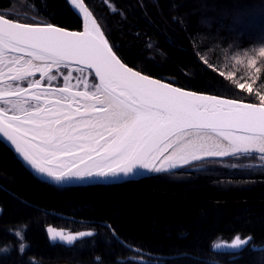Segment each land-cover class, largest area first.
Here are the masks:
<instances>
[{
	"label": "trees",
	"instance_id": "trees-1",
	"mask_svg": "<svg viewBox=\"0 0 264 264\" xmlns=\"http://www.w3.org/2000/svg\"><path fill=\"white\" fill-rule=\"evenodd\" d=\"M105 1L113 9L84 0L128 66L191 91L260 103L264 57L252 50L264 47V0ZM0 14L81 26L66 0H0ZM238 83L253 84V92ZM48 226L94 235L51 242ZM237 234L253 239L238 251L211 247ZM0 249H7L0 264H262L264 160L237 155L121 183L61 187L31 174L0 141Z\"/></svg>",
	"mask_w": 264,
	"mask_h": 264
},
{
	"label": "snow or ice",
	"instance_id": "snow-or-ice-1",
	"mask_svg": "<svg viewBox=\"0 0 264 264\" xmlns=\"http://www.w3.org/2000/svg\"><path fill=\"white\" fill-rule=\"evenodd\" d=\"M66 2L83 18V31L18 22L0 14V139L38 177L61 184L129 176L137 170L167 172L182 166L180 162L188 164L189 158L201 160V153L224 157L255 152L264 160V95L259 104L242 103L184 91L142 75L121 62L83 0ZM261 31L264 34V26ZM252 51L264 57V47ZM244 57L250 66L256 65L248 51ZM232 59L243 62L239 54ZM69 61L94 70L99 83L76 77L88 90L72 92L76 86L66 75L64 87L25 97L29 89L40 87L42 79H56L53 65L66 67ZM36 73L40 79L28 80ZM236 86L253 92L251 83ZM42 96L54 98L42 101ZM47 232L50 240L67 245L94 235L53 227ZM16 235L23 238L19 230ZM252 239L237 234L230 244L217 243L213 248L240 250ZM25 247L20 243L22 252Z\"/></svg>",
	"mask_w": 264,
	"mask_h": 264
},
{
	"label": "water",
	"instance_id": "water-1",
	"mask_svg": "<svg viewBox=\"0 0 264 264\" xmlns=\"http://www.w3.org/2000/svg\"><path fill=\"white\" fill-rule=\"evenodd\" d=\"M83 3H84V5L86 6V7H88L87 6V4L84 2V0H83ZM69 6H70V8L72 9V6L70 5V4H68ZM89 8V7H88ZM89 10H90V8H89ZM91 11V10H90ZM74 12V11H73ZM92 12V11H91ZM77 16H78V18L80 19V21H81V26H80V29H78V30H76V29H68V28H64V27H61V28H64L65 30H67V31H83L84 30V28H83V18L81 17V16H79L78 15V13H75ZM93 16L95 17V15L93 14ZM6 17V16H5ZM6 18H8V17H6ZM96 18V17H95ZM14 20V19H13ZM15 21H17V20H15ZM19 22V21H18ZM23 23H25V22H23ZM55 26V25H54ZM57 27H60V26H57ZM103 31V30H102ZM105 38H106V36H105ZM107 39V38H106ZM109 42V41H108ZM109 45H110V43H109ZM111 46V45H110ZM114 51V50H113ZM115 52V51H114ZM116 53V52H115ZM118 56V55H117ZM118 58H120L119 56H118ZM121 62L122 63H124L122 60H121ZM67 63V66L65 67L64 65H61L62 67H64V68H68V67H71L72 69H80V68H83V70L84 71H87V72H89L91 75H93V77L95 78V81H96V84H98L99 83V79L98 78H96L95 77V72H94V70H92V69H88L87 67H85V66H83V65H80V64H77L76 62H74V61H69V62H66ZM125 64V63H124ZM127 67H130V66H128L127 64H125ZM132 68V67H131ZM134 71H138V70H136V69H134V68H132ZM140 72V71H139ZM142 75H146V74H144V73H142V72H140ZM147 76H149V75H147ZM150 78H152V79H156V80H159V81H161L162 83H166V84H170L171 86H173V87H177V88H180V89H182V90H184V91H191V90H188V89H184V88H181V87H178V86H176V85H174V84H172V83H170V82H168V81H165V80H163V79H160V78H156V77H153V76H149ZM191 92H195V93H197V94H201V95H210V96H216V97H218V98H222V99H229V100H237V99H232V98H228V97H223V96H218V95H213V94H208V93H203V92H197V91H191ZM237 101H240V102H242V103H252V102H246V101H241V100H237ZM252 104H259V103H252ZM212 135H214V134H212ZM216 138H219V137H216ZM219 139H221V138H219ZM0 141L2 142V143H4L3 142V140L2 139H0ZM224 143H226V142H224ZM5 144V143H4ZM11 151H12V153L14 154V149H11L7 144H5ZM252 154H254V155H258V156H260V154L259 153H255V152H253ZM251 154V155H252ZM15 155V154H14ZM16 156V155H15ZM17 158V157H16ZM18 159V158H17ZM19 160V159H18ZM19 162L21 163V165L26 169V170H28L31 174H33L35 177H37L38 179H40V180H42V181H45V182H47V183H50V184H53V185H57V186H61V187H69V186H85V185H94V184H113V183H121V182H124V181H131V180H137V179H141V178H144V177H148V176H152V175H155V174H159V173H157V172H148V171H145V170H137L134 174H132V175H129V176H124V175H119V176H116V177H108V178H103V179H101V178H90V179H84V180H75V179H73V180H70V181H67V182H64V183H61V184H56V183H54V182H52V181H50V180H48V179H46V178H44L43 176H37L30 168H28L27 166H25L20 160H19ZM174 170V169H173ZM160 173H162V172H160Z\"/></svg>",
	"mask_w": 264,
	"mask_h": 264
},
{
	"label": "rangeland",
	"instance_id": "rangeland-1",
	"mask_svg": "<svg viewBox=\"0 0 264 264\" xmlns=\"http://www.w3.org/2000/svg\"><path fill=\"white\" fill-rule=\"evenodd\" d=\"M104 1V3L105 4H107L108 5V7L110 8V9H113V7H112V5L109 3H107V1H105V0H103ZM19 10L17 9H13V11L12 10H9V11H7V14H16V12H18ZM21 15H23L25 18H30V20H34L33 19V17L31 16V15H29V14H27V13H20ZM52 74H54L55 76H56V79L55 80H53V81H48L47 80V78H45L44 80H43V85H47V86H50V87H64V84H65V81H64V77L66 76V75H70V79H69V81H68V83L70 84V85H73V86H76V87H73L72 89H74V90H88V89H86L85 88V86H84V83L83 82H81V81H78L77 79H76V77H82V78H86L87 79V82L88 83H92V81H91V75H90V73L89 72H87V71H84L83 70V72H80V71H78V69H68V68H60L59 70H57V71H55V72H53ZM37 78V77H36ZM35 79V77H33V78H28V80H34ZM59 79L61 80V82L59 83ZM19 85H24V86H26V85H28L27 84V82L26 81H24V82H22V83H19ZM13 86H15V84L13 85ZM30 103H32V102H30ZM0 106H2V105H0ZM9 114H12V113H9ZM237 156V155H236ZM230 157H233L232 155H230V156H227V157H223V158H208V159H204V160H200V161H195V162H192V163H189V164H187V165H185V166H182V167H178V168H176V169H174V170H172V171H170V172H175V171H179V170H181V169H186V168H190V167H195V166H200V165H203V164H205V162H207V161H211V160H224V159H227V158H230ZM162 173H169V172H162ZM49 227H53V226H48L47 228H46V230L49 228ZM53 228H55V229H57V230H63L65 233H78V232H70V231H68V230H66V229H62V228H56V227H53ZM88 231H90V230H86V231H80V232H88ZM92 232V231H91ZM47 236H48V232H47ZM49 238V237H48ZM242 238V237H241ZM243 239V238H242ZM50 240V239H49ZM233 240V239H232ZM232 240H230V241H226V240H223V239H217V240H215L213 243H212V245H211V247L213 248V245L214 244H217V243H223V244H230L231 243V241ZM51 242H61V241H59V240H56V241H52V240H50ZM61 243H63V242H61ZM214 249V248H213ZM214 250H218V251H238L237 249H230V248H226V247H222V248H218V249H214Z\"/></svg>",
	"mask_w": 264,
	"mask_h": 264
},
{
	"label": "bare ground",
	"instance_id": "bare-ground-1",
	"mask_svg": "<svg viewBox=\"0 0 264 264\" xmlns=\"http://www.w3.org/2000/svg\"><path fill=\"white\" fill-rule=\"evenodd\" d=\"M27 58V57H26ZM60 68H63L62 66H60V67H57L56 65H53L52 66V69H51V74L53 73V72H55V71H57V70H59ZM68 69H72L71 67H68ZM5 71H7V69H5ZM33 77H35V79L34 80H36V79H40V74L39 73H36L34 76H32V77H29V78H33ZM37 77V78H36ZM7 79V78H6ZM43 80L44 79H42L41 80V83H40V87L39 88H36V89H29V91L27 92V93H25V97H28V96H30L33 92H41V93H43L46 89H53V88H56V87H50V86H47V85H43ZM22 82H24V81H19V82H16V83H22ZM8 83H13L12 81H8ZM21 87H25V88H27L28 87V85H26V86H22V85H20ZM71 91L72 92H76V91H86V90H74V89H71ZM54 97H52V96H42L41 97V100L43 101V99H53ZM13 99H15V97H13ZM30 102H32L33 104L34 103H36V101H30ZM78 105H73V107H77ZM9 115H11V114H9ZM216 138V137H215ZM216 139H219V138H216ZM168 153H166L165 155H167ZM201 156H202V159L201 160H204V159H208V158H223V157H209V156H205L203 153H201L200 154ZM230 156V155H229ZM225 157H227V156H224V158ZM200 161V160H199ZM192 162H195V161H192L191 160V158H189V163H192ZM181 164H182V166H185L184 164H183V162H180ZM188 163V164H189ZM158 164H159V162H158ZM187 165V164H186ZM182 166H180V167H182ZM178 168V167H177ZM174 169H176V168H174ZM173 169H171V170H169V171H167V172H170V171H172Z\"/></svg>",
	"mask_w": 264,
	"mask_h": 264
}]
</instances>
